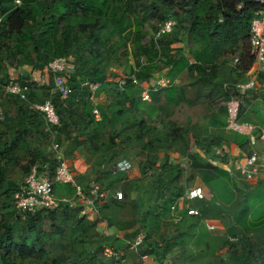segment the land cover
Instances as JSON below:
<instances>
[{
    "label": "trees",
    "instance_id": "1",
    "mask_svg": "<svg viewBox=\"0 0 264 264\" xmlns=\"http://www.w3.org/2000/svg\"><path fill=\"white\" fill-rule=\"evenodd\" d=\"M16 1L20 5H16ZM174 1L179 2L184 17L177 23L171 18L162 17L157 25L167 20L175 22L171 33L157 37L156 25L153 28L155 33L153 39L147 45L142 44L143 24L148 18L146 13L150 11L156 13L160 8L167 9ZM242 1L0 0V64H4L6 69L17 71L18 82L22 86L27 85L29 89L26 101L7 96L14 99L16 115L12 117L5 113L0 123V253H2L0 261L3 264L7 263L11 249L22 259L35 254L34 244L27 246L23 241L13 244V228L8 223L10 216H14L17 221L35 222L33 220L37 216L46 213L50 214L49 218L53 221L54 214L79 210V207L75 209L65 207L54 212L41 210L22 219L10 201L20 184L17 185L7 179L9 172L7 168L17 166L23 177H26L30 170L36 167L39 174H46L50 180H54L56 153L64 146L65 149L62 151L64 161H73L78 150L84 151L86 157L90 158L87 175L93 178L82 185L77 181H82L85 176L75 177L76 183L83 189L84 196L88 195V184L94 182L99 185L97 181L100 180L106 182L103 187L99 185L102 190L110 193L112 189L113 193L116 192L113 188L125 182L127 173H113V168L118 162L129 158L138 159L141 176L150 180L142 195L130 184L119 187L122 199H116L113 193L111 194V205L108 210L117 213L126 205H132L135 217L123 226L116 227L110 214L103 210L102 214L97 213L91 227H95L97 223H104L108 229L112 228L119 232L137 227L130 233H125L122 239L116 234L109 233L97 236L100 249L86 253L91 256L88 264H95L98 254L106 260L99 264H119V260L123 259V250L117 243H122L124 239L130 237L133 242L143 229H147L145 243H149L150 250L147 256H152L158 261L167 257L173 249L172 244L167 242L162 249L157 242L151 240L154 224L169 218L170 207L177 203L185 191L184 187L176 185L181 173L180 167L169 164L166 155L160 156L161 151L170 149L171 144L177 139V132L173 128L171 131L165 129L160 131L143 121H137L135 115L141 103L140 84L149 83L162 76L167 69L178 74L186 71L187 74L195 76V81L202 85L213 82L216 90L213 94L220 93L214 99H209L207 105V118L211 130L205 139L190 143V154L185 155L184 160L188 162L189 167L199 170L202 181L207 185L214 177L220 175L229 179V173L219 169L218 161L226 166L228 159H232L228 154L222 158L216 156L215 150L224 146L221 135L225 130V105L230 98L242 101L243 97L239 96L235 85L244 79L253 58L248 56L247 62H244L243 57H239L238 62H244L245 66L241 68L240 64L236 67V83L230 82L226 85L218 83L215 70L218 58L225 52L220 51L221 47L233 53L236 46L237 53L240 42L248 43L251 11H255L256 8L248 6L242 11H237L236 6ZM142 11L143 16L137 18V14ZM132 28L133 31L130 33ZM182 31L188 35V55L193 59V63H189L183 54V48L172 47L182 42ZM57 58H70L73 65V73L67 79L69 94L65 99L53 91L52 77L49 79L48 87L40 88H37L32 78L33 74L43 72L47 65ZM130 60L133 61L134 67H129ZM142 60L146 65L141 63ZM122 66L129 70L125 74L126 79L122 82L114 81L110 69ZM22 70L28 73L21 74ZM157 72L158 76L155 77L154 74ZM165 76L169 79L167 73ZM2 77L6 79V84L9 80L8 71ZM169 81L173 83L170 79ZM91 86H96V89L91 91ZM37 91H42L39 97ZM138 92L139 98L136 97ZM167 95V101L176 106L180 103L190 107L194 105L193 101L175 95L172 91ZM46 101H50L55 109L60 123L59 128L50 127L39 113L30 109L31 105L43 104ZM93 109L98 111L100 121L94 120ZM131 112L134 113V117L129 123L124 127L114 128L118 119L129 116ZM242 114L241 104L240 118ZM127 129L132 130L129 136L125 135ZM130 143L138 144L140 150L132 156H126L124 153ZM233 143L243 154H251L252 147L245 137L235 134ZM209 155L212 159L206 161ZM92 159L95 160L91 161ZM115 176L124 179L115 180L113 178ZM231 181L235 183L232 179ZM173 185L177 187L173 188ZM53 188L54 193L66 189L73 195V190L68 186L54 183ZM133 193L136 197L131 199ZM166 194L168 195L165 196ZM242 203V209L234 218L237 225L242 227L244 233L263 228L264 210L262 213L253 212L255 222H248V216H251L249 208L244 200ZM199 210L204 216L211 210L214 214L217 211L214 206L210 207V210L201 206ZM77 224L78 229H84L81 221ZM238 234L236 229L234 238H237ZM237 242L243 245L247 243V239H243L242 236ZM262 244L258 247L249 240L248 248L242 247L241 252H238L237 249L233 250V244L228 243V250L232 253L235 264H264V243ZM106 249L116 256L105 257ZM40 252L44 253L45 249L42 248ZM68 254L79 260L75 264H80L83 260V252L72 249Z\"/></svg>",
    "mask_w": 264,
    "mask_h": 264
},
{
    "label": "rangeland",
    "instance_id": "2",
    "mask_svg": "<svg viewBox=\"0 0 264 264\" xmlns=\"http://www.w3.org/2000/svg\"><path fill=\"white\" fill-rule=\"evenodd\" d=\"M146 15H148V18L143 24L144 37L142 39V44L144 45H147L148 42L153 39L155 35L153 28L156 27L159 19L162 17L166 19L171 18L177 23L179 19L184 17V12L179 2L174 1L169 8H160L156 13L150 11L146 13ZM142 16L143 11L137 14V18H141ZM132 31L133 28L130 30V33H132ZM182 32V38H187L188 35H186L184 31ZM125 36L127 37L128 35ZM238 45L239 53H236V58L241 56L243 57V61L247 62V57L251 56L248 43L240 42ZM244 62L240 63L236 61V65L241 64V68H244ZM141 63L146 65L144 60H142ZM129 67H134V63L131 60L129 61ZM158 67L157 71H159ZM6 71H8L9 79L17 78L18 73L12 69H6L4 64H0V80H2V83H0V110L3 114L9 113L15 116L16 108L13 106L14 99L7 97L2 91V86L6 82V79L3 78L2 75L6 73ZM128 72L129 70L123 66L110 69V73L114 75L112 78L114 81H124L126 79L125 74ZM154 76H158V72L154 74ZM187 76L185 73L178 74L176 71H173L172 75H168L169 79L173 82L170 84V88L154 93L150 87L153 85V82L150 81L149 83H141L139 90L141 92V89L142 91L145 88L150 89V101L142 102L140 100L141 103L137 108V115H135L137 121H143L146 125L160 131L164 129L171 131V128H173L177 132V139L171 144L170 149L160 152L161 157L166 155L169 158V164L178 165L181 169V173L176 180V185L184 187L183 190L199 186L203 188L205 192L204 201L194 200L190 203H184V206L179 208L175 207L174 210L170 207L169 218L162 219L154 224L151 241L157 242L162 249L167 242L172 244L173 247L172 251L162 261L155 259L157 261L156 264H235L232 253L228 250V243L233 244V250L237 249L238 252H241L242 247L248 248L249 240L257 244L258 247L264 243V227L251 231L250 233H244L245 231L242 230V227L237 225L234 220L236 213L242 209V201L244 200L251 215L250 217L248 216L247 221L255 222L252 216L253 212L259 211V213H262L264 210V183L261 187V183L251 185L243 183L236 175H229V179L220 175L214 177L207 185L202 181L198 169H194L191 166L189 167L188 164H185V155L190 154V143L192 141L196 142L200 139H205L211 130L207 118V105L209 99H214L220 93L218 92L214 95V87L210 92L206 85L196 82L193 76ZM245 81L246 78L239 82L244 83ZM261 82L263 84V81ZM170 91L175 95H180L184 99L193 101L194 105L190 107L184 103H180L176 106L167 101V93ZM254 92L258 94L256 90H252V92L246 93L241 101L244 108L242 119L246 120L249 118L256 123L264 124V101L261 96L258 97ZM40 94H42V91H37L38 97ZM136 97L139 98V92L136 94ZM132 117H134L133 112L123 119H118L114 128L124 127L129 123ZM126 131V136L132 134V130L127 129ZM221 136L223 139L222 144L224 145L222 147L223 149H225V144H232L234 142L235 134L229 131L223 130ZM139 150L138 144L130 143L124 154L126 156H132L133 153L139 152ZM253 152L264 153V142H258V146L252 147L251 153ZM57 155L58 153H56V156ZM82 155H84L83 159L88 169L87 173L84 174L85 177H83V180L77 182L85 185L93 177L91 175L88 177L87 175L89 172L88 161L90 158L86 157L84 151H82ZM58 158L57 156V159ZM211 159L212 157L209 155L205 160L209 161ZM94 160L95 159H92L91 161ZM230 162L232 161H229V163ZM131 163L132 170L127 173L125 182L113 188V190L116 191L115 193L121 192L119 187H122V185L130 184L142 195L149 185L150 180L147 177L141 176L138 159L134 157ZM218 163V167L221 171L228 172L230 170L228 165L224 166L219 161ZM7 169L9 171L7 176L8 180L14 181L17 185L24 181L25 177H23L22 172L17 166H10ZM113 178L115 180L121 179V181L124 179L117 176ZM230 178L235 183H233ZM95 180H99V178H95ZM97 182L101 187L106 185L105 181L100 180ZM177 186L173 185V188ZM240 190L242 191L241 193ZM112 193L111 189L108 199L102 204L96 203V206L92 204L89 206L90 208L83 207L82 203L79 202L76 207H81L79 208L81 212H79V210L65 211V213L59 212L53 215V221L49 218L50 214L46 213L37 216L33 220L35 222H32V220L25 222L17 221L14 216H10L8 223L13 228V244L21 243L22 241L27 246L34 244L35 254L30 258L22 259L18 258L15 251L11 249L6 264H75L79 260L68 254L72 252V249L83 252V260H81L80 264H88L91 256L86 253H90L91 251L95 252L100 249L97 236L99 237V235L107 231H109L107 232L109 234L117 233L122 236L125 233H130L137 227L134 226L133 229L126 232H119L112 228L108 229L106 225L101 223H97L95 227H91V223L97 218V213L102 214L103 210L110 214L116 227L118 225L123 226L135 217L132 212V205H126L117 213L108 210L111 205ZM55 195L58 198L72 197V193L66 189H60L55 192ZM167 195L168 194L165 196ZM131 196V199L136 197L134 193ZM86 199L87 196H85L84 200ZM87 201L89 202L90 200L87 199ZM186 205L189 206L191 210L195 211L196 214L189 215L187 210L184 209ZM201 206L207 210H210V207L214 206L217 211H215L216 213L214 214L211 210L210 213L204 216L199 210ZM141 212H143V210H141ZM78 221H81V224L85 226L84 229H78ZM52 225H54V227H52ZM236 229L239 234L237 238H234L236 237ZM142 233L146 240L147 229H143ZM242 236L243 239H247V243L243 245L237 242V239H240ZM132 243L131 237L124 239L122 243H117L120 249L123 250L122 257L124 259V264H145L143 258L150 252L148 247L149 243H145L144 247L138 246L131 249ZM42 248L45 249L44 253L40 252ZM1 254L2 253H0V255ZM100 262L104 263L106 260L98 254L95 264H99ZM0 264H3V262L0 261Z\"/></svg>",
    "mask_w": 264,
    "mask_h": 264
},
{
    "label": "built area",
    "instance_id": "3",
    "mask_svg": "<svg viewBox=\"0 0 264 264\" xmlns=\"http://www.w3.org/2000/svg\"><path fill=\"white\" fill-rule=\"evenodd\" d=\"M16 5H20V3L16 1ZM248 6H255L256 8L255 11H251L248 37V47L253 61L249 69L250 80L235 85V89L241 98L244 97L246 93L254 90L256 77L264 71V0H243L236 6V10L242 11ZM174 26L175 22L172 20H167L162 24L157 25L158 31L156 36L159 37L171 33ZM72 73L73 65L71 59L57 58L50 62L43 72L33 75L32 78L37 88H40L48 87L49 79L52 77L53 91L65 99L69 94L67 79ZM151 81L153 82V85L150 87L154 93L171 87V82L164 73L162 76ZM95 89L96 86H91V91H94ZM2 91L6 96L18 98L20 101H26L29 89L27 85L22 86L17 78H10L8 82L2 86ZM92 99L93 96H91L90 100ZM140 99L142 102H149L150 89L145 88L141 91ZM241 104L242 102L235 98H230L226 103L225 130L241 137H245L249 146L254 147L258 138L264 140V133L259 131L256 134V127L240 120L239 111ZM30 109L39 113L50 127H60L58 116L50 101H46L43 104H33ZM92 115L95 121H100V115L96 109H93ZM3 119L4 114L0 110V123ZM225 154H227V152L223 148L215 150V155L220 158ZM132 160L133 159L129 158L118 162L113 168V173H128L132 169ZM185 162V164H188L187 161ZM232 162L228 163L230 168L228 171L229 175H236V177H239L243 183L251 185L258 182L264 176V155L262 154L253 152L250 155H245L242 163H238L237 167L236 162L234 161L235 165L233 166ZM54 183L70 187L73 190L72 197L57 199L54 194ZM108 195L109 192L102 190L96 183L90 182L88 184L87 199L90 200V205L95 202L102 204L108 198ZM113 197L116 199H122V194L114 192ZM84 198L85 196L82 187L76 183L75 177L65 161L59 157L55 168L54 180H50L46 174H39L37 168L33 167L24 180V183L13 195L12 202L16 213L24 218L25 215H33L40 210L59 211L65 207L74 209ZM194 200H205V192L203 188L196 186L186 189L183 195L178 199L177 203L171 208L174 210L175 207L179 208L184 206V203H190ZM184 209L187 210L189 215L196 214V212L191 210L187 205ZM144 244L145 237L142 232H139L134 238L131 249L138 246L143 247ZM104 255L107 257L116 256L108 249L104 251ZM119 264H124V260L120 259Z\"/></svg>",
    "mask_w": 264,
    "mask_h": 264
},
{
    "label": "crops",
    "instance_id": "4",
    "mask_svg": "<svg viewBox=\"0 0 264 264\" xmlns=\"http://www.w3.org/2000/svg\"><path fill=\"white\" fill-rule=\"evenodd\" d=\"M183 39H185V40H183ZM172 47L173 48H178V49H182L183 48V53L187 57V59L189 60V63H193V59L188 55V39L187 38H182V42H180L178 44H175ZM220 51H225V52L220 55V57L218 58L217 64H216V70H215L216 81L218 83L222 82L225 85L227 83H230V82L231 83H236V67L238 66V65H236V61L239 60V58H236V46H235V51L233 53L232 52L230 53L227 49H225L223 47L220 48ZM164 72H165L164 74L167 73V76H168V73H169V75H172L173 74V70H170V69H167ZM26 73H28L26 70H22V72H21V74H24V75ZM183 73H185L186 76L187 75L193 76L191 74H187L186 71H184V72H182L180 74H183ZM18 74L19 73H17V77H18ZM193 77H194V80H195L196 77L195 76H193ZM244 78H246V81L245 82H247V81L250 80L249 71L244 76ZM263 78H264V71L256 77V80H255V88H254L253 91L256 90L258 92V94L255 93V92L254 93L256 95H258V97L261 96L263 98L262 100L264 101V82H263V84L261 82V81L264 80ZM212 83L213 82H210V83H208L206 85L208 91H212L213 86H214V84H212ZM214 91H216V90H214ZM243 112H244V108H243ZM11 116L14 117L13 115H11ZM240 120L242 122L249 123V124L253 125L254 127H256L257 128L256 134L259 131H261V132L264 133V130H263L264 124H262V123H256L255 121H252V119H249V118H247L246 120H243L242 119V116H241ZM258 142H264V140H261V139L258 138L256 140L255 147H256V145L258 146ZM64 149H65V146L63 148L58 149V151H57V153H58L57 156L58 157H61L62 158V151ZM224 150L227 152V154H229L230 159H233L232 166L235 165L234 161L236 162V167H237V164L238 163H242L245 154H243L240 150H238L235 147L234 143H232V144H225V149ZM77 152H78V154L74 158L73 161H65V163L68 165L69 169L73 173L74 177L82 176V175L86 174L87 173V169H88L87 166H86V164H85V162H84V159H83L84 158V155H82V151L81 150H78ZM258 154L264 155V153H258ZM57 156H56V159H57ZM75 181H76V179H75ZM258 183H261V187H262V185L264 183V176L262 177V179H260L258 182L254 183V184H258ZM84 199L82 201H80V203H82L83 207H86L87 208V207H89L90 204L87 201V199L86 200H84ZM101 224L105 225L104 223H101ZM107 232H109V231H107ZM111 234H116L117 237H119L121 239L123 238V235L120 236L117 233H111ZM143 259H144L143 262L145 264H156L157 263V261L154 259V257L149 256V255L148 256H144ZM146 261H147V263H146Z\"/></svg>",
    "mask_w": 264,
    "mask_h": 264
},
{
    "label": "bare ground",
    "instance_id": "5",
    "mask_svg": "<svg viewBox=\"0 0 264 264\" xmlns=\"http://www.w3.org/2000/svg\"><path fill=\"white\" fill-rule=\"evenodd\" d=\"M28 175H29V174H28ZM26 177H27V176H26ZM26 177H25V179H26ZM25 179H24V180H25ZM23 183H24V181L19 185V187H20ZM19 187H18V189H19ZM18 189L16 190V192L18 191ZM16 192H15V193H16ZM15 193H14V194H15ZM14 194H13V195H14ZM54 194H55V193H54ZM55 197H56L57 199H62V198H58L56 195H55ZM12 198H13V197H12ZM76 208H78V207H76ZM79 208H80V207H79ZM74 209H75V208H74ZM40 211H41V210H40ZM45 211H47V210H45ZM38 212H39V211H38ZM51 212H54V211H51ZM36 213H37V212H36ZM33 215H34V214H33ZM26 216H27V215H25L24 218H26ZM21 217H22V216H21ZM22 218H23V217H22Z\"/></svg>",
    "mask_w": 264,
    "mask_h": 264
}]
</instances>
